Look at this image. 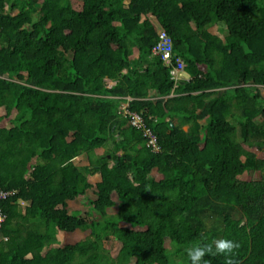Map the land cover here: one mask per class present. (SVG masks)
<instances>
[{
    "label": "trees",
    "instance_id": "1",
    "mask_svg": "<svg viewBox=\"0 0 264 264\" xmlns=\"http://www.w3.org/2000/svg\"><path fill=\"white\" fill-rule=\"evenodd\" d=\"M3 120L0 264H264V0H0Z\"/></svg>",
    "mask_w": 264,
    "mask_h": 264
},
{
    "label": "built area",
    "instance_id": "2",
    "mask_svg": "<svg viewBox=\"0 0 264 264\" xmlns=\"http://www.w3.org/2000/svg\"><path fill=\"white\" fill-rule=\"evenodd\" d=\"M152 54L160 56L163 65L168 68L169 77L174 82L177 83L181 80L182 74L184 72L185 63L183 60L176 55L173 49V41L167 32L160 28L157 31V41L152 48ZM119 111L123 115H128L130 117L129 124L135 128L145 129V123L142 116L136 112H130L128 109V103H121ZM145 135L149 137L148 145H150L155 151L158 150L156 143V138L152 135L149 130L145 129ZM15 191H3L0 190V204L3 200L12 196ZM6 219V215L2 212L0 207V227Z\"/></svg>",
    "mask_w": 264,
    "mask_h": 264
},
{
    "label": "clouds",
    "instance_id": "3",
    "mask_svg": "<svg viewBox=\"0 0 264 264\" xmlns=\"http://www.w3.org/2000/svg\"><path fill=\"white\" fill-rule=\"evenodd\" d=\"M239 245L234 240L224 237L214 239L210 244L193 243L186 246L183 251L186 254L187 264H210L206 256L222 255L226 258L225 264H228L227 258L233 253Z\"/></svg>",
    "mask_w": 264,
    "mask_h": 264
},
{
    "label": "rangeland",
    "instance_id": "4",
    "mask_svg": "<svg viewBox=\"0 0 264 264\" xmlns=\"http://www.w3.org/2000/svg\"><path fill=\"white\" fill-rule=\"evenodd\" d=\"M71 3H72V6H73L74 8L79 9L80 6H81V4H82V0H71ZM5 8H6V6H5ZM155 24H156V22H155ZM159 28H160V27H158V29H159ZM214 31H215V29H214ZM182 77H184V78L186 77V73H185V72H183ZM106 83H107L108 86H112V85L114 84L112 81H109V80H107V79H106ZM6 124H7V120H3V121L0 123L1 126H2V125H6ZM97 152H98V153H101L102 150L99 149V150H97ZM257 154L260 155V156H261V155H264V154L259 153V152H257ZM75 162L80 163V164H85L84 161H83V159L81 160V157H77V158L75 159ZM258 176H259V173L257 172L253 177H254V178H257ZM249 177H250V176L246 175V176H244L243 178H245V179H249ZM97 180H98V177H97V176H96V177H93V178L91 179L92 182H96ZM84 202L86 203V201L83 200V199H79V200H76V201H70L69 204H68V207H69V209H85L86 206H85V203H84ZM83 235H84V233H82V232H75V233H73L72 235H67V236L65 235L64 241H65L66 243H72V242H74V241H76V240L82 238ZM63 236H64V235H63ZM114 247H115V246H114Z\"/></svg>",
    "mask_w": 264,
    "mask_h": 264
},
{
    "label": "crops",
    "instance_id": "5",
    "mask_svg": "<svg viewBox=\"0 0 264 264\" xmlns=\"http://www.w3.org/2000/svg\"><path fill=\"white\" fill-rule=\"evenodd\" d=\"M184 78V77H183ZM189 77H188V75L186 74V77H185V79H188ZM122 103H124V102H122Z\"/></svg>",
    "mask_w": 264,
    "mask_h": 264
},
{
    "label": "water",
    "instance_id": "6",
    "mask_svg": "<svg viewBox=\"0 0 264 264\" xmlns=\"http://www.w3.org/2000/svg\"><path fill=\"white\" fill-rule=\"evenodd\" d=\"M123 154V153H122Z\"/></svg>",
    "mask_w": 264,
    "mask_h": 264
}]
</instances>
